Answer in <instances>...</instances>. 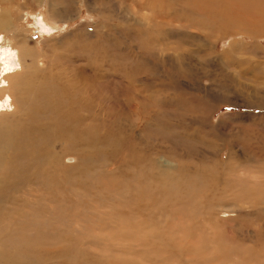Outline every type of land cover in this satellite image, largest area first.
I'll use <instances>...</instances> for the list:
<instances>
[{
	"label": "rangeland",
	"instance_id": "rangeland-1",
	"mask_svg": "<svg viewBox=\"0 0 264 264\" xmlns=\"http://www.w3.org/2000/svg\"><path fill=\"white\" fill-rule=\"evenodd\" d=\"M0 49V264H264V0H0Z\"/></svg>",
	"mask_w": 264,
	"mask_h": 264
},
{
	"label": "bare ground",
	"instance_id": "bare-ground-1",
	"mask_svg": "<svg viewBox=\"0 0 264 264\" xmlns=\"http://www.w3.org/2000/svg\"><path fill=\"white\" fill-rule=\"evenodd\" d=\"M249 1V0H248ZM242 2H247V0H242ZM249 3V2H248ZM246 4V3H245ZM253 8V7H252ZM254 9V8H253ZM53 29V28H52ZM2 49V48H1ZM0 49V50H1ZM6 52V51H5ZM8 52V51H7ZM13 55L11 54V53H9L8 55L9 56H13V57H11V59L10 58H8V60L10 59V61H8L7 63H6V61H5V59H6V56H3V55H5V54H1L2 55V61L4 60L5 61V63H4V61L3 62H0V94H3V92H5V91H2V88H5V82H3L2 81V77L3 76H5L6 77V79L10 76V75H16L17 74V71L16 70H14L15 68L17 69V67H19V65H17V66H13L12 65V63L14 62L13 60L14 59H16V58H18V60H19V55L16 53V51L13 49ZM7 55V54H6ZM7 55V56H8ZM15 63V62H14ZM19 64V63H18ZM12 70H14V71H12ZM16 73V74H15ZM2 76V77H1ZM5 79V78H4ZM4 96H5V94H4ZM1 107V106H0ZM7 107V106H6ZM8 108V107H7ZM6 109V108H5ZM12 264V263H11Z\"/></svg>",
	"mask_w": 264,
	"mask_h": 264
}]
</instances>
